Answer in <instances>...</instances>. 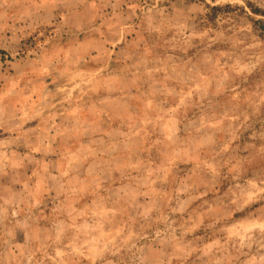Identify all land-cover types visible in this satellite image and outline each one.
<instances>
[{
	"label": "rangeland",
	"instance_id": "obj_1",
	"mask_svg": "<svg viewBox=\"0 0 264 264\" xmlns=\"http://www.w3.org/2000/svg\"><path fill=\"white\" fill-rule=\"evenodd\" d=\"M0 264H264V0H0Z\"/></svg>",
	"mask_w": 264,
	"mask_h": 264
}]
</instances>
